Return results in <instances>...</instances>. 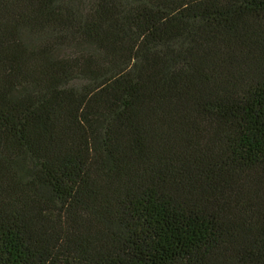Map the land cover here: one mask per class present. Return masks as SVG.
Instances as JSON below:
<instances>
[{
  "label": "trees",
  "instance_id": "1",
  "mask_svg": "<svg viewBox=\"0 0 264 264\" xmlns=\"http://www.w3.org/2000/svg\"><path fill=\"white\" fill-rule=\"evenodd\" d=\"M0 264H264V0H0Z\"/></svg>",
  "mask_w": 264,
  "mask_h": 264
}]
</instances>
